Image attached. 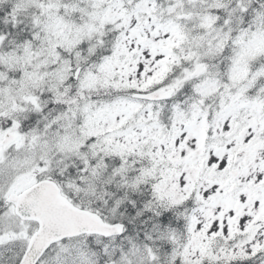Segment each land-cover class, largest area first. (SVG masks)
I'll use <instances>...</instances> for the list:
<instances>
[{
  "label": "snow or ice",
  "instance_id": "obj_1",
  "mask_svg": "<svg viewBox=\"0 0 264 264\" xmlns=\"http://www.w3.org/2000/svg\"><path fill=\"white\" fill-rule=\"evenodd\" d=\"M0 264H264V0H0Z\"/></svg>",
  "mask_w": 264,
  "mask_h": 264
}]
</instances>
